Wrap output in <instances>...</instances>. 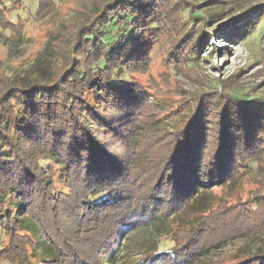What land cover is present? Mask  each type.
<instances>
[{"label": "trees", "instance_id": "obj_1", "mask_svg": "<svg viewBox=\"0 0 264 264\" xmlns=\"http://www.w3.org/2000/svg\"><path fill=\"white\" fill-rule=\"evenodd\" d=\"M252 11L261 29L264 2ZM173 13L179 23L167 66L197 74L209 34L192 5L104 0L66 44L45 46L35 76L0 81V231L7 237L0 264H113L120 228L174 223L185 207L197 220L177 228L193 235L183 241L175 229L167 249L154 246L130 264H264V249L243 243L218 253L231 247H220L231 235L222 239L220 223L202 219L212 189L264 169V96L202 78L205 89L160 106L149 141L137 142L147 130L138 116L149 95L134 74L149 66ZM242 34L236 26L224 37L232 44ZM261 200L264 191L248 212ZM252 228L264 232V216Z\"/></svg>", "mask_w": 264, "mask_h": 264}, {"label": "rangeland", "instance_id": "obj_2", "mask_svg": "<svg viewBox=\"0 0 264 264\" xmlns=\"http://www.w3.org/2000/svg\"><path fill=\"white\" fill-rule=\"evenodd\" d=\"M101 1L104 0H61L60 3L55 0L54 4L47 5L45 0H0V81L6 77L35 76L37 73L32 66L44 54L45 46L57 50L66 44L82 17L88 16ZM262 2L264 0H182L183 6L192 5L195 15L207 18L204 29L209 38L197 56L199 76L191 71V67L179 71L167 66L169 58L166 55L179 23L173 13L161 27L159 40L150 50L149 66L134 74L149 95L145 113L138 116L147 130H142L137 142H145L147 137L149 141V120L162 112L158 110L160 106L187 102L196 92L205 89L202 78H215L223 85H236L240 94L247 92L250 96L255 93L264 96V17L260 22L262 28L258 29L257 21L260 20L252 11ZM236 26L242 29L243 34L235 36L232 44H227L224 35ZM151 149H156L155 144ZM261 170H257L256 166L243 179L216 187L209 193L212 210L202 219L220 223L223 230L217 236L222 235V239L231 235L220 246L228 248L231 244V247L226 250L218 248V253L236 251L242 243L250 251L264 249L263 230L252 228L264 216V201L259 202L255 211L249 213L247 210L256 195L264 191V169ZM244 210L247 212L244 213ZM178 215L174 223L157 220L153 225L136 229L120 228L113 264H130L154 246L159 250L167 249L171 236L175 237L171 234L175 229L177 233H184L183 241L191 237L193 234L189 236L188 230L177 228V222L183 226L195 222V212L185 207ZM6 239L0 231V247ZM208 256L216 258L212 253Z\"/></svg>", "mask_w": 264, "mask_h": 264}]
</instances>
